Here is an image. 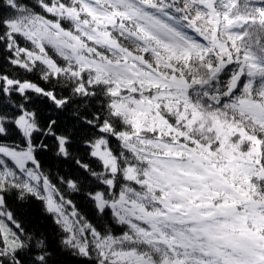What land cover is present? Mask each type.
<instances>
[{
	"label": "snow or ice",
	"instance_id": "obj_1",
	"mask_svg": "<svg viewBox=\"0 0 264 264\" xmlns=\"http://www.w3.org/2000/svg\"><path fill=\"white\" fill-rule=\"evenodd\" d=\"M0 264H264V0H0Z\"/></svg>",
	"mask_w": 264,
	"mask_h": 264
}]
</instances>
